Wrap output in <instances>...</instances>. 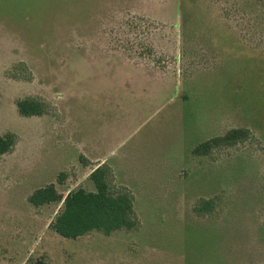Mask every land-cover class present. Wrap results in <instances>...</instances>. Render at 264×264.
<instances>
[{
	"label": "rangeland",
	"instance_id": "374dc122",
	"mask_svg": "<svg viewBox=\"0 0 264 264\" xmlns=\"http://www.w3.org/2000/svg\"><path fill=\"white\" fill-rule=\"evenodd\" d=\"M0 132V264H264V0H0ZM103 164L138 227L59 236L29 197Z\"/></svg>",
	"mask_w": 264,
	"mask_h": 264
},
{
	"label": "trees",
	"instance_id": "16d2710c",
	"mask_svg": "<svg viewBox=\"0 0 264 264\" xmlns=\"http://www.w3.org/2000/svg\"><path fill=\"white\" fill-rule=\"evenodd\" d=\"M17 109L24 117L43 116L48 114L49 105L41 99L29 97L18 100ZM249 135L247 129H232L222 137L201 143L195 147L193 154L207 156L215 148L244 142ZM16 144L17 137L14 134L3 135L0 132V158L12 153ZM110 178V168L103 164L90 175L96 192L78 189L64 197L57 191L56 186L51 184L36 190L29 197V202L34 207L63 202V209L51 223L50 228L65 239L75 240L94 231L109 236L116 231L134 230L139 222L134 210L133 197L127 190L113 191ZM203 206V209H197V212L209 214L213 202H205Z\"/></svg>",
	"mask_w": 264,
	"mask_h": 264
}]
</instances>
